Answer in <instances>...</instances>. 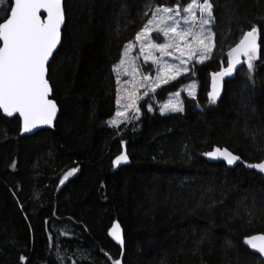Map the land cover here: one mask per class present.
<instances>
[{
	"label": "trees",
	"instance_id": "1",
	"mask_svg": "<svg viewBox=\"0 0 264 264\" xmlns=\"http://www.w3.org/2000/svg\"><path fill=\"white\" fill-rule=\"evenodd\" d=\"M177 2L63 0L65 24L47 76L58 106L53 130L20 136L19 119L0 113V264H111L121 255L108 238L114 221L124 264H263L244 239L264 234V176L247 167L264 160V0H209L211 58L154 94L162 102L195 76L196 96L182 95V112L148 111L143 102L137 120L107 125L124 46L149 9ZM252 27V79L237 65L209 103L213 73ZM123 147L128 163L112 171ZM214 148L245 165L207 162Z\"/></svg>",
	"mask_w": 264,
	"mask_h": 264
},
{
	"label": "snow or ice",
	"instance_id": "2",
	"mask_svg": "<svg viewBox=\"0 0 264 264\" xmlns=\"http://www.w3.org/2000/svg\"><path fill=\"white\" fill-rule=\"evenodd\" d=\"M3 5L5 0H0V6ZM149 10L151 15L136 32L135 42L139 44V56H142L146 63L151 61L157 66V76L150 81L148 76L139 75V65L136 62L139 57H130L129 53L134 45L129 42L119 63L113 67L118 85L120 76L132 77L131 81L124 82L125 85L131 84V87L117 88L116 118L110 121L113 126L138 118V101L142 99L137 95L140 87L155 91L161 84L188 72L186 65L193 58L197 63L209 59L215 46L212 31L205 27L213 19L209 0H189L184 5L178 0L174 6L157 5ZM142 15L148 16V11ZM0 21V110L7 116L18 113L23 120L22 130L25 132L38 125H51L57 113V105L49 98L51 88L46 74L49 59L61 40V26L65 22L62 0H14L5 15L0 17ZM161 36L164 42H155ZM257 39V28L252 27L250 31L244 32L239 42L228 51L227 67L213 73V90L208 93L209 103H216L220 95L221 81L233 74L237 65L241 64V57L247 66L248 78L252 79L253 62L258 58ZM157 52L159 56L155 55ZM174 53H179L175 56L178 64H170L162 59L165 56H173ZM192 89L188 91V95L194 97V85ZM144 94L147 95L148 92ZM179 95V92L175 93L177 99L170 100L161 107L162 114L183 111ZM148 110H152L151 106ZM129 112L132 115H129ZM207 155L222 157L228 165L241 159L231 151L220 148L208 152ZM127 161L128 156L121 153L114 164ZM247 167L264 172V161L248 164ZM75 171L76 169L69 171L64 180ZM64 180H61V183H64ZM109 234L118 243L123 244L118 224H113ZM245 243L264 255V235L248 237ZM113 264H120V261L115 260Z\"/></svg>",
	"mask_w": 264,
	"mask_h": 264
},
{
	"label": "rangeland",
	"instance_id": "3",
	"mask_svg": "<svg viewBox=\"0 0 264 264\" xmlns=\"http://www.w3.org/2000/svg\"><path fill=\"white\" fill-rule=\"evenodd\" d=\"M201 2H202V0H201ZM197 16L199 17V12H197ZM212 25H213V19H212V22H211L209 25H206L205 27L209 28V29L212 31ZM212 33H213V31H212ZM130 42H132V44L134 45V46L132 47V49H131V52L129 53L130 57H139V59L136 61L137 64L139 65V75H141V76H148V77L150 78V81H151V80H154V79L156 78V76H157V66H156V65H153V64L151 63V61H148V62L146 63V62L144 61L143 57H142V56H139V44L135 42V39L132 40V41H130ZM155 42H157V43H163V42H164L163 37H162V36L159 37V39H156ZM128 44H129V42H128L126 45H128ZM126 45L124 46V48H123V50H122V52H121L120 59H121V57H122V55H123V52H124V49H125ZM212 53H213V51H212ZM155 55H156V56H159L160 54L157 52V53H155ZM176 55H179V53H174L173 56H165V57H163L162 59L165 60V61H167V62L170 63V64H178L179 61L175 59V56H176ZM211 56H212V54H211ZM210 58H211V57H210ZM210 58H209V59H210ZM120 59L118 60V62H117L115 65H117V64L119 63ZM209 59H207V60H209ZM240 59H241V64H239V65L246 64V63L244 62V58H243V57H241ZM207 60L203 61L202 63L206 62ZM202 63H197V62H196V59L193 58L192 60L188 61L187 65H186V66L188 67L189 71L186 72V73H182L181 75L177 76L176 79H174V80H170L168 83L173 82V81L177 80L178 78H180V77H182V76H186V75L191 74V71H192V66H191V65H199V64H202ZM115 65H114V66H115ZM114 66H113V67H114ZM113 72H114V71H113ZM114 74H115V82H116V94H117V88H118L119 86L131 87V84H128V85H125V84H124L125 81H131V80H132V77H131V76H129V75H122V76H120V85H118V84H117V74H116L115 72H114ZM189 76H191V75H189ZM168 83H166V84H168ZM166 84H161L159 87H157V88L155 89V91H151V90L146 89V88H144V87H140V88L138 89V91H137V95H139L140 97H142V99H140V100L138 101V107L140 108V105H141L143 102H145V103H146V109H147V110H148V107L151 106V109H152V110H153V108H157V110L159 111V113H161L160 109H161V107H162L164 104L168 103L170 100H175V99H177V97L175 96V93H177V92L180 93L178 99L180 100V102H181L182 105H183L182 95H185L187 98H195L196 93H197V90H198V80L196 79L195 76H194V77L192 76L190 80H188L186 83H184V84H183L181 87H179L175 92H172V93L168 94L167 97H166V99H164V101L160 102V101H158V100L156 99V97L154 96V94H155V92H156L159 88H161L162 86H164V85H166ZM193 85H194V97L188 95V91H189V90H193V89H192V86H193ZM146 91L148 92L147 95L144 94ZM152 110H151V111H152ZM116 111H117V104H116V110H115V113H114L113 117H112L111 119H109V121L107 122V125H108V127H110V128H115V127H117V126H113V125H111V123H110V121H111L112 119L116 118V116H115ZM148 111H149V110H148ZM180 112H182V111H180ZM170 113H177V112H171V111H169V112H165V113H163V114H170ZM161 114H162V113H161ZM129 115H132V113L129 112ZM139 116H140V113H139ZM139 116H138V117H139ZM137 119H138V118H134V119H131V120L125 122V123H129V122L135 121V120H137ZM121 124H122V123H121ZM118 126H119V125H118Z\"/></svg>",
	"mask_w": 264,
	"mask_h": 264
},
{
	"label": "water",
	"instance_id": "4",
	"mask_svg": "<svg viewBox=\"0 0 264 264\" xmlns=\"http://www.w3.org/2000/svg\"><path fill=\"white\" fill-rule=\"evenodd\" d=\"M12 2H14V0H12ZM62 7H63V0H62ZM63 10H64V9H63ZM45 15H46V14H45ZM64 15H65V14H64ZM64 24H65V22H64ZM64 24L61 26V36H62V30H63ZM238 42H239V41H238ZM238 42H237V43H238ZM60 43H61V40H60V42L58 43L56 49H54L53 54H52V56H51L50 59H49L48 66H49V64H50V62H51V60H52L54 54H55L56 51L58 50V48H59V46H60ZM48 66H47V74H46V78H47V76H48ZM228 77H229V76L224 77L223 80L221 81V84H220V95H219L217 98H219V97L221 96V94H222V90H223V83H224V81H225ZM49 85H50V84H49ZM50 88H51V87H50ZM212 90H213V80H211L210 92H211ZM51 95H52V93L50 92V95H49V98H50V99H51ZM53 101H54V100H53ZM54 102H55V101H54ZM56 105H57V104H56ZM0 113H1L5 118H8V119H12V118L17 117V118L19 119V122H20V132H19V135H20V136H30V135H33V134H35L36 132H38V131H40V130H53V128H54V124H55V121H56L57 116H58V106H57V113H56V116L53 118V122H52L51 125H38L36 128H33L31 131H28V132H25V131L22 130V128H23V120H22V118L19 117V114H18V113H14L12 116H7V114L3 113L2 110H0ZM215 149H216V148L212 149V150L209 151V152H212V151H214ZM220 149H227V148H220ZM227 150H228V149H227ZM229 151H230V150H229ZM121 153H125V154H126L124 147H123ZM207 153H208V152H207ZM207 153L205 154L204 159H205L207 162H209V163H224L225 165L230 166V167H234V166H237V165H245V163L243 162L242 159H240L239 161L235 162V163L232 164V165H228L227 162H226V160H224L222 157H219V156H217V157H215V158H214V157H210V156L207 155ZM233 154H234V153H233ZM120 155H121V154H120ZM120 155H119V156H120ZM234 155H235V154H234ZM117 157H118V156H117ZM117 157H116V158H117ZM116 158L114 159V161L116 160ZM114 161H113V164H112V166H113L112 171H116V170H118L120 167H122V166H124L125 164L128 163V161H127V162H121L120 164H114ZM262 161H264V160H262ZM262 161H259V162H262ZM259 162H256V163H259ZM252 164H254V163H252ZM248 169L251 170V171H254L255 173H257V174H259V175H261V176H264V172H260V171L257 170V169H253V168H249V167H248ZM113 224H118V225H119V229H120L121 237H122V240H123V231H122V228H121L120 224H119L117 221H114V222L112 223L110 229L108 230V238H109V239H110V240H111L116 246H118V247L120 248V250H121V255H120L119 258L116 259V260H119V261H120V264H124L123 261H122V251H123V248H124V242H123V244L118 243V242H117L116 240H114V239L112 238V236L109 234V233H110V230L112 229ZM255 235H264V234H255ZM251 236H254V235H251ZM251 236H248V237H251ZM248 237H246V238H248ZM246 238H245V239H246ZM245 239H244V246H245V247H246L251 253H253L254 255L258 256V257L261 259L262 263L264 264V255H261L258 251H256L255 249H252L249 245H247V244L245 243ZM114 261H115V260H114ZM114 261H112L111 264H113Z\"/></svg>",
	"mask_w": 264,
	"mask_h": 264
}]
</instances>
